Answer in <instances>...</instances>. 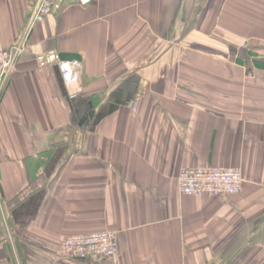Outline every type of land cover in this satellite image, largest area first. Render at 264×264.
<instances>
[{
    "label": "crops",
    "instance_id": "crops-1",
    "mask_svg": "<svg viewBox=\"0 0 264 264\" xmlns=\"http://www.w3.org/2000/svg\"><path fill=\"white\" fill-rule=\"evenodd\" d=\"M32 1L0 0L3 48ZM197 167L242 191L181 194ZM103 231L115 258L61 248ZM0 264H264V0H66L36 24L0 94Z\"/></svg>",
    "mask_w": 264,
    "mask_h": 264
},
{
    "label": "built area",
    "instance_id": "built-area-1",
    "mask_svg": "<svg viewBox=\"0 0 264 264\" xmlns=\"http://www.w3.org/2000/svg\"><path fill=\"white\" fill-rule=\"evenodd\" d=\"M87 3L90 0H72ZM66 0H33L29 5V19L22 36L10 48L0 45V94L10 75L16 70L20 56L27 50L29 35L36 24L48 16L59 13ZM40 68L58 66L65 85L77 82V61H61L56 53L40 55ZM181 194L187 196L226 197L238 194L243 189L241 171L236 168L197 167L182 170L178 178ZM62 250L79 260L112 259L119 251L117 234L113 231L94 232L88 235L71 236L61 242Z\"/></svg>",
    "mask_w": 264,
    "mask_h": 264
},
{
    "label": "water",
    "instance_id": "water-1",
    "mask_svg": "<svg viewBox=\"0 0 264 264\" xmlns=\"http://www.w3.org/2000/svg\"><path fill=\"white\" fill-rule=\"evenodd\" d=\"M246 50L244 48L240 49L238 51V57L242 59H248V56L246 54ZM59 58L61 61H80L81 57L78 54H68V53H61L59 54Z\"/></svg>",
    "mask_w": 264,
    "mask_h": 264
}]
</instances>
